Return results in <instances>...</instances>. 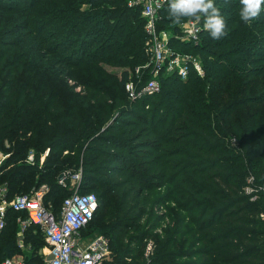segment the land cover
<instances>
[{
    "label": "trees",
    "instance_id": "trees-1",
    "mask_svg": "<svg viewBox=\"0 0 264 264\" xmlns=\"http://www.w3.org/2000/svg\"><path fill=\"white\" fill-rule=\"evenodd\" d=\"M38 1L0 0V147L9 144L0 185L7 198L31 193L25 191L82 161L83 179L100 188L99 207L82 231L97 213H110L113 252L102 264H264V192L251 199L245 190L251 174L264 186V54L237 45L244 24L225 23L218 53L182 42L184 50L209 58L205 76L163 72L158 91L132 99L125 88L129 69L148 59L141 7L128 0ZM40 20L50 26L42 37ZM172 23L169 6L163 8L160 27ZM73 36L79 44H70ZM104 63L125 68L117 77ZM149 76L144 71V80ZM69 78L83 86L82 94ZM30 146L49 150L40 177L38 163H14ZM49 184L44 202L52 199L58 212L68 195L61 200L56 177ZM162 202L168 207L151 227L167 217L163 234L154 235L148 253L147 243L131 247L146 232L129 238V230L140 229L149 204ZM20 216L28 212L8 209L0 262L17 250ZM34 230L43 234L34 224L25 232L36 252ZM126 255H133L130 262Z\"/></svg>",
    "mask_w": 264,
    "mask_h": 264
},
{
    "label": "built area",
    "instance_id": "built-area-1",
    "mask_svg": "<svg viewBox=\"0 0 264 264\" xmlns=\"http://www.w3.org/2000/svg\"><path fill=\"white\" fill-rule=\"evenodd\" d=\"M130 6H140L142 16L145 18V54L146 63L129 69V76L125 88L129 97L135 99L144 93H153L161 87V74H175L182 79L188 78L191 71L203 75L202 62L198 56L191 52L172 47L169 31L160 27L162 9L169 6L166 0H131ZM160 7H157V4ZM181 29L178 39L186 38L192 43H198L200 26H196L195 36L191 23ZM184 40V39H183ZM150 71V78L139 85L143 79L144 71ZM140 86V87H139ZM32 157V156H31ZM46 185H41L32 193H18L12 199L7 198L6 185H0V234L7 225V212L9 208L25 210L28 216L19 218L20 237L30 225H38L46 240L48 258L45 264H102L110 255L109 239L102 235L86 239L81 236L82 229L93 219L98 207L99 199L95 192H72L65 197L61 210L54 211L44 203ZM251 199H256L260 190L264 192L263 185H256L254 175L247 178L245 186ZM264 219V212L261 214ZM151 246V244H150ZM148 253V252H147ZM0 264H28L27 260L17 256H6Z\"/></svg>",
    "mask_w": 264,
    "mask_h": 264
},
{
    "label": "rangeland",
    "instance_id": "rangeland-1",
    "mask_svg": "<svg viewBox=\"0 0 264 264\" xmlns=\"http://www.w3.org/2000/svg\"><path fill=\"white\" fill-rule=\"evenodd\" d=\"M7 1L8 4L11 3H18L17 5H21L22 3H24L25 0H5ZM19 1V2H18ZM44 1L46 0H39L38 3L42 4L44 3ZM131 0H128V5L130 6V2ZM228 0H214V4L219 8L220 10V14L221 16L224 18L225 23H227V26L229 28H236L238 26H240L241 24H244V26H242V34L240 35V38H238V44L237 45H241V47H248L249 45H251V47L257 48L258 51H260L262 54H264V5H262L261 8V21L259 20V18H256L255 20H253L251 22V24H246L244 21L241 20L240 18V11L242 8V5L240 3V0H231V2H227ZM22 2V3H20ZM219 2V3H218ZM83 8H87L88 4L83 3L82 5ZM144 18V17H143ZM145 19V18H144ZM187 19L182 21L181 24H175L172 23L170 26L167 27H163V29H166L169 31V36L171 37V41L173 40L174 42H177L176 44L178 46H173L177 49L180 50H184L183 48V43L182 42H188V43H192L190 41H188V39L186 38H179V35H184V34H176V33H181L183 31V28L186 27L188 24ZM38 25H40L41 31L38 32L37 35H41V37L43 35H46V31H48V28H50V26H46V24H43V21L40 20V22L38 23ZM174 26H177L179 28L178 31H174ZM201 28V33L199 34V39H198V43H201V45H203L205 51L204 54L207 55L208 50L211 49L214 52H219L221 50V46H218V41L219 40H211L209 38V33L207 31H205L203 29V20H201L200 24L198 25ZM182 29V31H181ZM48 39V37H47ZM76 39V36H73L71 39V43L70 44H79V40L74 41ZM184 39V40H183ZM73 40V41H72ZM172 41V43H173ZM46 42V41H45ZM50 43H52L51 40H48V42H46V46H49ZM248 43V44H247ZM145 47L146 44L144 43V51H145ZM188 48V47H187ZM186 51V50H184ZM189 52V51H188ZM193 53V52H191ZM194 55L198 56L199 59L202 62V66L204 68L203 70V75L205 76V74L207 73V64H209L211 66V63L209 61V58L204 56L201 58L200 55L193 53ZM212 56L216 57V54H212ZM146 63V62H145ZM247 65V64H246ZM254 65H259L258 63H255ZM104 66L107 68V70L114 72L116 74L117 77L120 76L121 71L125 68L124 66H119V65H115V64H107L104 63ZM248 67V66H246ZM132 69V68H130ZM134 69V68H133ZM149 73L150 71L147 70ZM248 77V76H245ZM145 77H143L141 82H138V78H136L135 82L137 84H139L140 86L143 85V83L145 81H147L150 76L148 78H146L144 80ZM251 79V78H248ZM249 81V80H248ZM68 84L72 85L74 87V90L76 92H79L80 94H82L83 91V86L78 84L74 79L69 78L68 79ZM139 86V87H140ZM254 89H252L250 87V89L248 90L253 91ZM222 121H224V119H222ZM229 134H231V132H229ZM234 142V140H233ZM97 144H101V142H96ZM9 144H8V140H4L3 144L0 147V167H2L3 165H5V163L7 162L6 159L9 156V153H6V151H4V148H8ZM48 149L47 150H38L35 147L30 146L29 148H27L26 153H23L22 157H18L14 159V163H20L21 161H25V162H30V163H34V164H39V169L36 172V177H40V173L41 172H46L48 169L43 170L42 167H45L46 165H49L50 162L46 161V155L48 154ZM68 153L67 150H65L63 152ZM65 155H69V154H65ZM32 156V157H31ZM51 157H53V155H51ZM93 157V155L89 156V158ZM98 161L101 158H97ZM83 162L81 161V163L79 164V167L77 168V170H73V169H67V170H62V171H57L56 175L52 174L51 176H49L46 180H45V185H46V192L49 189V181L51 179H54V177H56V180L58 182V184L61 186L60 188V198L61 200L69 195L72 192H80V193H84V192H99L100 188L99 186H94V182L91 180H84L83 179ZM27 171V170H26ZM28 173V172H25ZM30 173V172H29ZM32 173V172H31ZM98 177H103L102 173L98 174ZM166 189V186L163 187V189H157L156 191H154V196L157 195V193H160L161 195L164 194V191ZM35 191L34 189H28L25 192H33ZM146 196V193L143 195V197ZM50 199V198H49ZM53 200L50 199L46 200L44 203H46V205L50 208H54L53 207ZM151 203L153 204L154 202L151 200ZM152 204H149V210H148V214L147 216H145L144 220H142L141 222V227L139 230H134V228L132 227L129 230V238L133 237V235H138L142 232H146L145 236V240H141V241H133L131 240V247H136L137 249H139V247L143 244V243H147V252L150 250L151 246V239L154 238L155 234H163V227L167 225L168 219L167 217L164 218V220H159V226H157L155 228V230L151 227V223H154L156 221V219H158L160 216H162L165 212V208L168 207L166 202H162L160 205H155L153 206ZM153 206V207H152ZM154 212V213H153ZM110 213H106V214H100L97 213L95 219L92 221V223L81 232V236L83 238L86 239H90L93 238L97 235H102L105 236L109 239V245H110V255L108 258H112V252H113V247L111 245V237H113V233L110 230V226L108 223H110ZM154 216V218H153ZM104 217L103 220H101ZM19 218H23V217H19ZM19 218L17 219V221H19ZM101 220V221H100ZM109 226V227H108ZM9 230L6 229L3 231V233L0 236V247L3 244V241L5 238H7L6 235H8ZM32 233L34 234V238L37 239L38 243L36 244L38 247L36 252L34 251L35 246L32 244V241H30L29 243H26V236L30 235L31 232H24L23 234V238L19 239L20 237V229L18 227V229L16 230L15 233V239H14V246L17 249L13 255L17 256V257H22L26 260H28L32 255L36 256L38 258L39 264H45L47 258H48V247L45 243V239H44V235L39 232L37 233L36 230L32 231ZM41 233V234H40ZM128 243V240H127ZM146 252V253H147ZM133 258L132 256H124V261L125 262H130L131 259ZM186 258H182L181 261H184Z\"/></svg>",
    "mask_w": 264,
    "mask_h": 264
},
{
    "label": "clouds",
    "instance_id": "clouds-1",
    "mask_svg": "<svg viewBox=\"0 0 264 264\" xmlns=\"http://www.w3.org/2000/svg\"><path fill=\"white\" fill-rule=\"evenodd\" d=\"M166 2L169 3V16L173 23L181 24L187 19L192 24L194 31L190 33L191 35L195 36L196 31H199L196 26L201 20H203V29L214 40L226 35L225 20L214 0H166ZM240 3L242 5L240 18L250 25L260 15L264 0H240ZM160 6L158 3L157 7Z\"/></svg>",
    "mask_w": 264,
    "mask_h": 264
}]
</instances>
